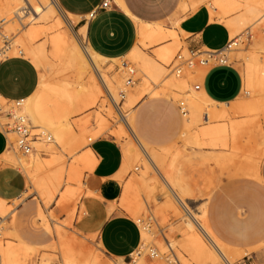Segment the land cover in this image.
Segmentation results:
<instances>
[{"label": "bare ground", "instance_id": "6f19581e", "mask_svg": "<svg viewBox=\"0 0 264 264\" xmlns=\"http://www.w3.org/2000/svg\"><path fill=\"white\" fill-rule=\"evenodd\" d=\"M37 1L39 5L31 6L37 14L36 19H51L53 22L49 25L46 22L33 24L19 38L12 40L10 33L17 32L19 24L24 25L23 18L27 12L20 0H0V39L6 41L1 53L5 56L22 55L36 67H42L46 63L47 44L51 55L65 68L70 67L74 75L71 83L41 79L35 91L25 99L8 101L0 96V127L9 114L13 122L19 121L34 131L26 152L17 154L10 142L0 155V162L17 168L26 178L24 190L12 200L22 201L35 191L46 202L55 193L63 204L78 201L86 193L82 178L94 164V156L86 146L105 133L123 139L121 176L135 161L143 169L136 181L129 180L123 185L119 200V205L134 219L141 232L140 245L131 254V260L99 259L94 250L75 236L87 238L75 228V234L56 230L58 241L55 247L61 264H147V251L157 260L156 264H163L158 262L163 258L168 264H193L171 234L162 235L164 242L155 240V232L148 224L154 217L142 214V193L152 198L164 196L173 209L176 207L174 203L180 207L183 214L179 230L185 239L180 245L198 258L200 264L208 261L212 264H237L245 255L264 249V230H256L253 219L243 224L236 223L232 229L245 238L262 233V242L256 246L243 248L231 245L218 235L208 218L207 202L211 188L203 193L204 197L196 207L193 208L188 201L196 194L191 160L198 147L211 150V157L221 168L222 175H242L264 187V175L259 166L264 148L257 123V114L264 111V59L258 56L264 50V0H183L177 5L181 10L189 7L192 11L200 5L206 6L210 19L223 23L228 29V47L237 45L244 34L252 36L258 44L239 70L243 84L233 101L211 100L202 90L196 91L192 87L190 76L186 74V77L171 76L165 82L166 86L177 89V93L170 97L171 101L156 102L152 99L141 103L144 96L152 95V98L156 94L151 92L148 84H157L163 67L173 62V54L181 38V31L175 29L178 18L165 13L163 18L146 21L135 16L123 0H114L137 23V43L123 56L133 61L135 69L121 59L123 57L109 59L113 63L105 69L102 63L108 59L95 53L87 43H81V39L85 40V28H79L76 36H71L62 29L68 22L56 1ZM164 19L171 21L173 26L164 27ZM41 38L42 43L33 47L32 44ZM147 46H153L152 58L144 54L143 47ZM223 49L214 53L218 56ZM205 62L208 65L207 59ZM114 67L116 71L110 75ZM207 69L200 68L193 78L201 80V72ZM129 70L137 71L141 78L135 87L129 85ZM103 91L110 104L100 99ZM95 106L97 109L91 113L93 128L88 127V117L72 119L76 113ZM112 109L121 121L113 129L108 127L104 116V113L111 115ZM8 133L12 136V131ZM81 146L82 149L77 150ZM56 149L59 150L58 155L53 154ZM41 152L48 153L49 158L42 159ZM66 156L72 158L69 164L64 161ZM4 202L5 199L0 198V264H51L47 254L33 260L35 249L22 239L19 230L22 218L14 217L8 221L13 212L5 207ZM78 202L77 218L84 212L81 200ZM36 214L49 231L39 208ZM72 216L70 213L67 225H71ZM97 246L102 249L99 243Z\"/></svg>", "mask_w": 264, "mask_h": 264}, {"label": "crops", "instance_id": "0c3cea01", "mask_svg": "<svg viewBox=\"0 0 264 264\" xmlns=\"http://www.w3.org/2000/svg\"><path fill=\"white\" fill-rule=\"evenodd\" d=\"M59 8L70 17L74 28H85V41L98 55L107 59L125 56L137 43L138 27L134 18L114 0H55ZM129 10L144 20L161 18L172 13L178 18L176 30L188 51L206 49L217 52L229 42V31L221 22L211 20L208 9L202 5L182 16H175L179 0H123ZM189 11V10H188ZM163 18V17H162ZM39 72L33 62L22 56H7L0 61V96L8 101L29 97L37 88ZM242 76L233 64L218 62L210 66L194 88L202 90L213 101L231 102L241 92ZM7 148V140L0 130V155ZM94 156L91 170L85 172V194L81 198L84 212L76 219V229L88 239L101 245L106 255L126 260L141 242L140 228L119 205L123 191L120 172L123 153L120 144L111 136H99L88 143ZM15 169V171H14ZM0 185L6 188L23 174L15 167H2ZM12 181V182H11ZM24 190L21 181L17 197ZM0 186V198L10 197ZM208 218L218 235L228 244L250 248L262 242L263 235L248 238L238 235L232 228L253 219L256 230H264V187L248 177H232L220 183L207 202ZM78 214V211H77ZM183 235L175 238L184 255L193 264L198 258L182 247ZM185 240V239H184ZM206 264H212L208 261ZM239 264H264V252L253 251Z\"/></svg>", "mask_w": 264, "mask_h": 264}, {"label": "rangeland", "instance_id": "374dc122", "mask_svg": "<svg viewBox=\"0 0 264 264\" xmlns=\"http://www.w3.org/2000/svg\"><path fill=\"white\" fill-rule=\"evenodd\" d=\"M183 0H179V3ZM187 1V0H184ZM21 4L25 7L24 11H26V16L23 18L24 25L19 24V29L17 32L10 33V38L12 40L19 38L26 29L31 25L36 24H46L49 25L53 21L51 19L43 20L42 18L36 19L37 14L32 9V4L39 5L37 0H20ZM202 6V5H200ZM206 7V6H205ZM207 8V7H206ZM208 9V8H207ZM189 10V11H188ZM192 9L187 7L185 10H181L177 6V12L175 13V16L179 17L182 15L187 14L188 12H191ZM63 18L65 21L67 20L68 23H65V26L62 29H66L71 36H76L77 29L74 28L72 21L69 18H67L66 14L62 12ZM69 19V20H68ZM46 22V23H45ZM164 27H170L173 26L171 24V21L164 19L163 21ZM244 32V31H243ZM180 42L173 54L174 59L171 65L164 66L162 75L159 77V80L157 84L149 83L148 87L150 88L151 92H155L156 94L153 95L152 98H150L152 95H146L143 97V99L140 100L141 102H146L149 100H155L156 102H169L171 101L170 97L177 93V89L174 86H166L165 82L167 79L171 76H175L176 78L180 76L186 77V74H189L190 78L189 81L193 88H195V85H197L200 80L199 78H193L195 74L197 73V70L200 68H209L213 64H216L218 62L224 61L226 63L233 64L235 67H237L239 70L242 68V66L245 64V61H247V56L252 52L253 49H256L255 47L258 45L255 44L254 38L252 36H249L248 34L242 35L240 39H238L237 45H232L231 47H228L227 45L225 48L221 51V54L218 56L217 53L208 52L206 49H203V51H200L199 53H196L195 55L191 54L188 50L186 45L183 42L182 36H180ZM43 41V38L35 41L32 46L36 47L39 44H41ZM81 43L83 45L86 44V41L84 39H81ZM229 43V42H228ZM5 44L3 39H0V47ZM144 54L147 57H153V46H147L143 47ZM45 55H46V63L42 67H38L39 72V81L41 79L43 80H49L56 83L59 82H72L73 80V70L69 68H65L63 63H61L58 59L54 58L50 53V47L45 46ZM258 56L261 57V59H264V50H261V52L258 53ZM125 61L129 62V65H131L134 69V63L128 58H121ZM202 59H207L209 61L208 65H205L201 62ZM189 60H192V63L189 64ZM111 60H105L102 63V66L105 69H108L112 65ZM116 67L113 68V70L110 72V75L115 73ZM204 73V70L201 72V74ZM141 82V78L137 71L134 70L132 74L131 83L130 86H137ZM128 85V86H129ZM103 101H106L109 103V100L106 97V94L102 93V96L100 98ZM110 104V103H109ZM97 109V107H93L91 109L82 110L75 115L72 116V119L77 120L84 117L89 118V128H93V118L91 116V113L93 110ZM113 110V113L111 115H106L104 113V116L107 120L108 127L110 128H116L121 123L119 116L117 115L116 111ZM8 118L3 120V126L0 127V130L3 131L6 140H7V146L11 142L13 145V151L19 154L22 152L18 148L17 140H18V134L16 132L15 127L13 125L15 124L13 120L10 118V115H6ZM10 118V119H9ZM257 123L259 124L261 128V141L262 147L264 148V111H261V113L257 114ZM8 131H12V136L8 133ZM34 131L30 129V137L31 133ZM111 136L115 138V140L120 144L123 141V139H117L113 135L109 133H105L101 136ZM90 142V141H89ZM82 146L79 147L77 150H81ZM195 155L192 157V177L194 179V184L196 187V194L194 196V199H189V204L194 208L196 207L199 202L201 201V198L204 197L203 193L206 192L208 188H211V193L213 190L223 181L226 179H230L232 177H227L221 174V168L219 165L213 160L211 157V150L203 149V148H196L195 149ZM42 159L49 158V154L44 152H41ZM53 154H59V150L56 149L55 153ZM205 156V157H204ZM242 160V156L239 157ZM72 159V158H71ZM71 159H69L67 156L64 157V161L66 164H69ZM7 166L13 167L10 164L0 162V170L2 167L7 168ZM259 166L261 173L264 175V154L259 161ZM15 171V169H14ZM143 169L139 162H133L131 167L125 172L122 181L123 184H125L127 181L132 180L136 181L137 178L141 175ZM2 172H0L1 176ZM242 175H237L233 177H241ZM244 177V176H242ZM85 177L82 178V182L84 181ZM21 181L23 182V186L25 187L26 184V178L25 176H20V178L15 181L13 180L12 184H9L6 188H4L2 185V189L6 191L8 189V194L10 197L5 198L4 205L7 209L11 210L13 213L9 215L7 218L8 221H10L14 217H20L22 218L19 230L21 233L22 239L27 242L31 247H34V252L32 254L33 260L37 261L39 260V257L41 254H47L50 256V262L51 264H61L59 252L58 249L55 247L57 245L58 236L56 233V230H60L62 233L66 234H75L73 230L76 228V219H77V210L79 205V200H81L82 196L76 201L75 203H68L63 204L61 203L58 198V193H55L52 199H50L48 202H46L44 199L39 197V195L35 191H31L26 197L22 199V201H13L12 199L15 198V192H17L21 187ZM12 182V181H11ZM74 185L75 182H74ZM140 202L143 204L144 210L142 211L143 216L144 215H152L154 217V220L151 219L149 221V227L154 230V238L157 241L164 242L162 235L171 234L172 238L175 240V238L180 234V226H182V217L183 211H181L180 207L175 204V208L173 209L169 203L168 200L164 196L160 197H147L146 194L142 193L140 196ZM121 206V205H120ZM40 209L42 212L44 221L49 227V231L45 229V226L43 225V220L37 216V209ZM123 209V207L121 206ZM124 210V209H123ZM125 211V210H124ZM180 211V212H179ZM72 213V221L71 225H67L68 216ZM171 231V232H170ZM79 240H81L86 246L90 247L92 250H94L95 253L98 254V258L101 260H111L112 257H109L104 253V251L97 246V243L94 239H88L84 238L80 235H75ZM261 250L264 251V249L261 248ZM166 258L158 260V262H163V264H168V262L165 260ZM131 256L128 257L124 261H130ZM145 260L147 264H156L157 260L150 254V251H147L145 253ZM239 262H242V260H239ZM177 264V263H173Z\"/></svg>", "mask_w": 264, "mask_h": 264}, {"label": "built area", "instance_id": "2783aa9c", "mask_svg": "<svg viewBox=\"0 0 264 264\" xmlns=\"http://www.w3.org/2000/svg\"><path fill=\"white\" fill-rule=\"evenodd\" d=\"M109 4V1L108 0H104L103 3H102V7H107ZM4 42L6 43L5 39H4ZM1 47H4V44L1 46ZM0 47V61L2 59H4L5 56L4 53H1V48ZM191 54L195 55L196 53H199L200 51H197V52H192V51H189ZM210 52V51H208ZM213 53V52H212ZM206 60V59H205ZM204 59L201 60V62L203 64H205ZM224 62V61H221V63ZM189 64L192 63V60H189L188 62ZM132 74H133V71L129 70V74L127 75V77L129 78V82H131V79H132ZM198 85H195V88H197ZM14 125L13 127H15L16 129V132L18 134V140H17V144H18V148L22 151V152H26L29 148V138H30V128L28 125H23L21 124L19 121H14Z\"/></svg>", "mask_w": 264, "mask_h": 264}]
</instances>
